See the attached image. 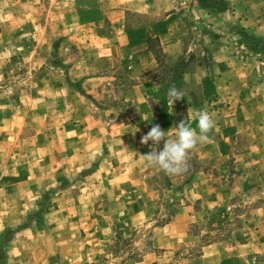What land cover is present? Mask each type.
<instances>
[{"label": "rangeland", "instance_id": "obj_1", "mask_svg": "<svg viewBox=\"0 0 264 264\" xmlns=\"http://www.w3.org/2000/svg\"><path fill=\"white\" fill-rule=\"evenodd\" d=\"M169 5V36L129 35ZM196 110L187 170L146 166ZM0 264H264V0H0Z\"/></svg>", "mask_w": 264, "mask_h": 264}, {"label": "clouds", "instance_id": "obj_2", "mask_svg": "<svg viewBox=\"0 0 264 264\" xmlns=\"http://www.w3.org/2000/svg\"><path fill=\"white\" fill-rule=\"evenodd\" d=\"M169 104L174 105L176 101L185 97L183 90L172 86L167 91ZM197 124L193 128L186 119L179 123L175 129V138L166 137L159 125H155L142 137L141 144L148 145L153 142L151 152L142 155L146 166L158 168L168 175H177L187 170L188 156L191 150L199 144L209 141V133L215 127V121L207 111L196 110L192 113ZM163 143L162 150H159Z\"/></svg>", "mask_w": 264, "mask_h": 264}, {"label": "crops", "instance_id": "obj_3", "mask_svg": "<svg viewBox=\"0 0 264 264\" xmlns=\"http://www.w3.org/2000/svg\"><path fill=\"white\" fill-rule=\"evenodd\" d=\"M172 6L169 5L165 9H159V10H151L149 7H144L139 11L140 14H153V16H157L156 20H153V22L149 23L147 26L136 29L129 33V35L137 34H149V36L152 37H167L171 34L173 30L178 26V15L173 13ZM128 36V35H125ZM148 36V35H147ZM164 52H167L164 50ZM157 66L156 61L153 57V54L150 51H145L141 54L139 62L131 69V79H143L144 74L146 72H149L153 69H155ZM219 69L216 73V76H214V79L211 78L209 82H204L206 84V87L203 91V94L205 95H215L219 93V90H217L218 87H223L226 85V83L229 81V76L227 72V67L224 65L223 62L219 63V65H216ZM211 74V71L209 72ZM220 74L221 76H219ZM205 81V80H204ZM214 82V84H213ZM147 86V81H140V84L133 87L135 88L136 92L140 90V92H147L144 91L145 87ZM212 86H215L216 88L213 89ZM223 89V88H222ZM139 93V92H138ZM140 94V93H139ZM154 95V94H151Z\"/></svg>", "mask_w": 264, "mask_h": 264}]
</instances>
